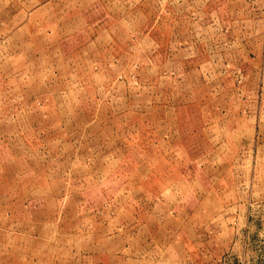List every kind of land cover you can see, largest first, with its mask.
Listing matches in <instances>:
<instances>
[{
    "label": "rangeland",
    "instance_id": "rangeland-1",
    "mask_svg": "<svg viewBox=\"0 0 264 264\" xmlns=\"http://www.w3.org/2000/svg\"><path fill=\"white\" fill-rule=\"evenodd\" d=\"M0 264H264V0H0Z\"/></svg>",
    "mask_w": 264,
    "mask_h": 264
}]
</instances>
